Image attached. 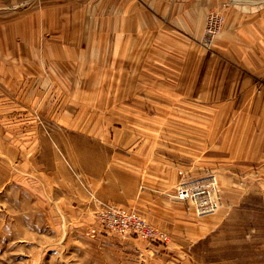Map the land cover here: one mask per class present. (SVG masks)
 I'll return each instance as SVG.
<instances>
[{
  "label": "rangeland",
  "instance_id": "rangeland-1",
  "mask_svg": "<svg viewBox=\"0 0 264 264\" xmlns=\"http://www.w3.org/2000/svg\"><path fill=\"white\" fill-rule=\"evenodd\" d=\"M39 2L0 0V15L11 5V25H22ZM117 6L118 0L91 1V19L113 30L115 42ZM212 14L223 21L208 36ZM55 40V31L35 47L17 38L11 81L0 82V264H264V176L242 172L248 152H263L264 146L239 145L232 128L238 114L217 108L241 103L244 98L231 97L232 90L264 91V0H224L209 12L196 41L198 82L190 95L180 77L191 71L180 63L171 73L162 65L157 86L151 66L131 69L118 49L76 57L70 46L55 48ZM251 50L258 71L244 59ZM127 73H143V81L133 80L132 89L121 79ZM83 149L100 160L98 176L86 175ZM141 152L158 156L160 178L154 181L171 190L176 204L183 202L177 196L184 185L194 191L215 183L218 210L199 216L195 205L183 202L191 225L185 235L170 234L127 207L122 193H108L122 188L120 172L136 164V157L126 156ZM109 207L141 216L170 241L104 228L99 216Z\"/></svg>",
  "mask_w": 264,
  "mask_h": 264
},
{
  "label": "crops",
  "instance_id": "crops-1",
  "mask_svg": "<svg viewBox=\"0 0 264 264\" xmlns=\"http://www.w3.org/2000/svg\"><path fill=\"white\" fill-rule=\"evenodd\" d=\"M38 1L39 4L30 6L22 25H11V5L7 8L9 11L7 14L0 15V82L11 81V45L17 38H22L31 44V47H35L41 43L43 34L55 31L57 43L55 48L63 50L70 46L75 50L71 55L76 57L81 54L89 55L96 50L100 52L118 49L120 57L126 59V64H130L131 69L134 65H139L140 71L144 72L145 65L151 66L153 71L150 72L152 73L150 76L156 81L157 86L161 80L160 67L168 66V72L171 73V67L180 63L182 67L184 66L183 70L191 71L190 75L180 77L183 83H188V92L185 93L187 95L193 93L198 82L201 51L196 41L200 38L205 18L210 11L220 9L224 2V0H118L120 23L116 31L120 34V40L115 42L112 39L113 30L99 26L97 21L91 19L92 0ZM251 53L252 50L249 53L245 52L244 59H247L250 66V62L252 63L253 71H258L261 67L253 62ZM189 63L196 68L187 66ZM164 71H167V68ZM121 79L130 82L128 86L133 89L135 85L133 80L143 81V73H127L125 78L122 75ZM237 90L238 92L232 90L231 97L240 94L244 99L252 98L253 101L242 99L237 105L227 104L226 109L224 105H217V108L222 107V112L231 111L238 114L237 123L233 124L232 128L233 130L237 128L235 135L238 136L239 145L264 146V116L258 115L264 113V91L257 92L254 88ZM141 95L134 97L142 98ZM146 96L154 98V95L148 92ZM217 96L224 98V91L217 89ZM256 97H259L258 101L254 99ZM252 102L256 104L253 105ZM257 128H262L261 136L256 135ZM246 135L249 140L244 141ZM82 152L87 161L86 175L98 176L96 170L102 168L100 160L90 154V151L83 149ZM134 157L137 158L136 164H129L120 172L122 188L110 187L108 193H122V198L127 201V207L138 208L160 229L170 234L185 235L187 233L185 225H191L187 224L184 207L181 205L185 203L176 204L175 197L170 195L171 190L157 183L161 170L158 156L152 153L148 158L147 153L141 152L135 156L128 155L126 159L133 160ZM246 160L248 166L242 172L245 170L247 176L255 175V172L264 176V150L255 154L248 152ZM94 171L95 173H91ZM108 200L111 202L113 198H106L104 202ZM190 231L191 229L188 233Z\"/></svg>",
  "mask_w": 264,
  "mask_h": 264
},
{
  "label": "built area",
  "instance_id": "built-area-1",
  "mask_svg": "<svg viewBox=\"0 0 264 264\" xmlns=\"http://www.w3.org/2000/svg\"><path fill=\"white\" fill-rule=\"evenodd\" d=\"M223 19L216 14L210 15L206 23V35L213 36L219 32ZM177 198L183 202L195 205L199 216L215 213L221 205L220 196L215 183L213 185H199L194 191L179 188ZM104 228L119 234H133L139 238H146L152 242L166 243L170 238L164 232L157 230L141 216L133 212H123L115 207H109L99 216Z\"/></svg>",
  "mask_w": 264,
  "mask_h": 264
}]
</instances>
